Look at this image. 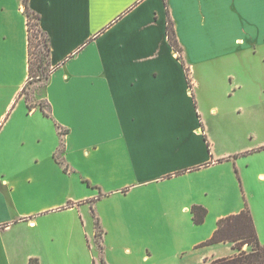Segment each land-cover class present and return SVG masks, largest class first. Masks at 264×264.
<instances>
[{
	"label": "crops",
	"instance_id": "0c3cea01",
	"mask_svg": "<svg viewBox=\"0 0 264 264\" xmlns=\"http://www.w3.org/2000/svg\"><path fill=\"white\" fill-rule=\"evenodd\" d=\"M29 7L50 40L49 77L30 84L31 111L21 96L29 85L27 16L22 0H0V264L51 263L44 243L56 239L42 218L75 203L42 208L28 193L87 178L81 165L90 159L126 181L111 197L150 188L163 204L155 213L165 216H191L196 205L211 212L208 180L236 176L242 201L215 221L247 205L264 244V0H29ZM168 10L193 88L168 41ZM241 133L252 137V154L233 159L245 150H233ZM43 150L67 172L44 168ZM193 180L203 183L196 199ZM205 240L196 243L195 264L237 254L230 243L200 247Z\"/></svg>",
	"mask_w": 264,
	"mask_h": 264
},
{
	"label": "rangeland",
	"instance_id": "374dc122",
	"mask_svg": "<svg viewBox=\"0 0 264 264\" xmlns=\"http://www.w3.org/2000/svg\"><path fill=\"white\" fill-rule=\"evenodd\" d=\"M32 36L33 44L38 45L37 50L36 47L33 50L35 67L41 61L42 69L47 70L45 36L37 34L36 30L32 31ZM30 84L25 96L29 95L33 103ZM223 93V89L218 87L216 95ZM238 137L239 145L233 150H245L235 152L233 159L252 154L246 149L250 147L252 137L248 138L247 133ZM231 150L228 148L226 151ZM42 153L44 168L50 164L53 172L56 168L67 172L61 159L52 160L46 151ZM81 166L85 168L87 178L79 179L76 174L74 178L58 181L57 191L53 193H28L29 199L33 197L42 208L60 204L66 198L75 203V208L69 213L42 218L44 223L51 224L50 232L56 239L52 243L48 240L44 243L52 256L50 264H195L196 246L212 233L217 225L215 218L235 210L242 201L241 179L236 176L234 180L226 176L224 182L220 177L209 179L213 192L205 199L213 209L209 212L201 206L207 210V217L202 225H196L192 222V215L186 216L185 213L165 216L160 211L156 214L154 209L161 208L163 204L160 198L146 194L150 188H142L144 190L140 193L127 197L115 194L111 197L109 192L123 187L126 181L105 176L99 159L86 160ZM202 184L201 180L188 184L194 199L202 195Z\"/></svg>",
	"mask_w": 264,
	"mask_h": 264
},
{
	"label": "trees",
	"instance_id": "16d2710c",
	"mask_svg": "<svg viewBox=\"0 0 264 264\" xmlns=\"http://www.w3.org/2000/svg\"><path fill=\"white\" fill-rule=\"evenodd\" d=\"M24 13L27 16L28 21V49H29V84L33 81H40L42 79H47L49 77V56H50V40L49 37L43 32L40 27V16L33 12L29 7V0H22ZM35 29H34V28ZM36 30L37 34L45 36V49L47 56V70L42 69L41 61L37 63L35 67L34 47L37 50L38 45L33 44L32 31ZM167 37L169 44L173 48L174 52L177 54L178 59L183 63L190 87L193 88V83L190 76V67L187 66L184 56L183 48L180 45L174 21L171 18L170 12L168 10V21H167ZM38 58V57H37ZM39 60V59H38ZM38 73V74H37ZM28 87V84H27ZM27 87L21 92V96H24L28 109L31 111L33 108V103L30 102V96H25V91ZM46 106V108H45ZM43 113L45 116L50 117L47 105H41ZM193 215V221L196 225H202L207 217V210L201 206H194L191 209ZM220 243H230L233 249L237 251V254L233 257L217 259L209 264H264V244H261L258 239L257 231L250 213L248 206L238 214L229 215L221 218L217 223V228L213 232L212 236L203 242L200 247L211 246ZM247 245L251 248L250 251L243 250V247ZM208 264V263H207Z\"/></svg>",
	"mask_w": 264,
	"mask_h": 264
},
{
	"label": "built area",
	"instance_id": "2783aa9c",
	"mask_svg": "<svg viewBox=\"0 0 264 264\" xmlns=\"http://www.w3.org/2000/svg\"><path fill=\"white\" fill-rule=\"evenodd\" d=\"M243 250L247 251V250H248V246L245 245V246L243 247Z\"/></svg>",
	"mask_w": 264,
	"mask_h": 264
}]
</instances>
